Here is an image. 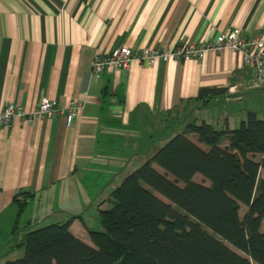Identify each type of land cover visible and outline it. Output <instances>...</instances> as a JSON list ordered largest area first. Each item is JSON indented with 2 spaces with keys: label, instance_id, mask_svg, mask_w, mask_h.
Masks as SVG:
<instances>
[{
  "label": "crops",
  "instance_id": "0c3cea01",
  "mask_svg": "<svg viewBox=\"0 0 264 264\" xmlns=\"http://www.w3.org/2000/svg\"><path fill=\"white\" fill-rule=\"evenodd\" d=\"M229 29L264 39V0H0V108L49 99L63 110L0 127V261L24 249L16 227L71 218V232L94 246L89 232L114 190L171 138L190 124L220 131L250 111L264 116V87L231 50L92 74L97 55L120 47L174 49ZM73 101L85 107L68 125ZM16 197L27 203L20 216Z\"/></svg>",
  "mask_w": 264,
  "mask_h": 264
},
{
  "label": "trees",
  "instance_id": "16d2710c",
  "mask_svg": "<svg viewBox=\"0 0 264 264\" xmlns=\"http://www.w3.org/2000/svg\"><path fill=\"white\" fill-rule=\"evenodd\" d=\"M263 171L259 113L237 129L190 124L114 190L101 228L89 232L94 246L71 232L73 218L16 227L25 253L4 264H264ZM15 201L20 216L27 203Z\"/></svg>",
  "mask_w": 264,
  "mask_h": 264
},
{
  "label": "built area",
  "instance_id": "2783aa9c",
  "mask_svg": "<svg viewBox=\"0 0 264 264\" xmlns=\"http://www.w3.org/2000/svg\"><path fill=\"white\" fill-rule=\"evenodd\" d=\"M231 50L242 55L245 66L250 68L253 75V86L264 87V39L255 37L247 40L242 37L240 29H229L222 33L215 42L206 40L203 43H191L181 45L174 49L169 48H141L133 50L129 47H120L106 56L97 55L92 74L98 78L106 70L126 71L132 63H138L148 68L159 62L176 61H197L201 62L208 53H222ZM234 90V88H233ZM85 104L81 101H73L67 108L66 121L71 125L76 116L84 109ZM63 110L53 100L44 99L39 106L32 111H27L19 105L8 104L0 108V127L9 126L14 119H21L26 122H33L36 119H43L61 113Z\"/></svg>",
  "mask_w": 264,
  "mask_h": 264
},
{
  "label": "rangeland",
  "instance_id": "374dc122",
  "mask_svg": "<svg viewBox=\"0 0 264 264\" xmlns=\"http://www.w3.org/2000/svg\"><path fill=\"white\" fill-rule=\"evenodd\" d=\"M263 115H264V113H263ZM261 178H264V172L261 173ZM195 180L198 182H205L207 185L209 184L207 181H204L203 177L199 174L196 175ZM246 210H247V208L243 206L242 210H241V217L242 218H243ZM262 231L264 232V221H263V225H262ZM18 242H19V239H18ZM24 253H25L24 249H13V251H11V254L6 258L1 259L0 262H1V264H4L6 261H12V260L19 259V258L23 257Z\"/></svg>",
  "mask_w": 264,
  "mask_h": 264
}]
</instances>
